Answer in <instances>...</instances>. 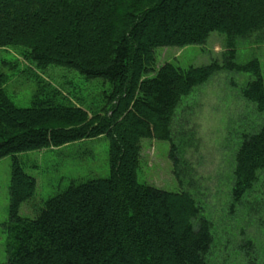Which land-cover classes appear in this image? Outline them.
<instances>
[{
  "label": "trees",
  "instance_id": "trees-1",
  "mask_svg": "<svg viewBox=\"0 0 264 264\" xmlns=\"http://www.w3.org/2000/svg\"><path fill=\"white\" fill-rule=\"evenodd\" d=\"M214 32L226 37L221 60L156 68V49L203 46ZM238 39L264 44V0H0V50L111 85L105 105L87 110L38 78L31 107L19 108L0 74V160L12 158L6 264H208L213 225L195 198L139 183L137 168L142 140L168 141L174 176L197 187L188 151L200 149L198 133L176 110L220 72L253 74L242 96L264 116L260 62H236ZM103 136L109 178L72 184L34 219L20 215L37 184L18 155ZM233 176L232 211L253 204L264 216V184L251 200L264 178V122L244 135Z\"/></svg>",
  "mask_w": 264,
  "mask_h": 264
},
{
  "label": "rangeland",
  "instance_id": "rangeland-1",
  "mask_svg": "<svg viewBox=\"0 0 264 264\" xmlns=\"http://www.w3.org/2000/svg\"><path fill=\"white\" fill-rule=\"evenodd\" d=\"M225 45L226 37L214 32L203 46L161 47L155 51L156 68L166 63L182 69L202 67L221 60ZM236 53L238 64L258 59L264 80V44L238 39ZM0 74L8 77L4 86L6 94L19 108L31 107L38 78L53 84L74 104L87 110L102 108L106 94L111 92L109 83L87 79L74 70L51 66L43 72L38 71L23 59L18 48L0 50ZM254 79L251 73L220 72L184 97L177 108V121L186 119L189 127L195 128L200 141V149L188 151L196 188L180 185L174 176L169 157L170 142L151 139L141 142L137 168L139 183L172 193L187 191L212 222L214 241L208 264H259L249 247H245L247 238L254 240L253 253L264 263V216L252 210L253 204L232 211L236 152L244 135L257 132L264 122L256 106L242 96V90ZM109 147L108 138L103 136L18 155L23 170L37 184L34 196L20 207V215L34 219L49 199L72 184L109 178ZM11 166V157L0 160V264L8 260L6 225ZM262 180L251 200L261 194L264 178Z\"/></svg>",
  "mask_w": 264,
  "mask_h": 264
}]
</instances>
